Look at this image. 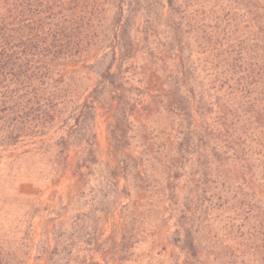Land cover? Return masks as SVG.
Instances as JSON below:
<instances>
[{"label":"trees","instance_id":"trees-1","mask_svg":"<svg viewBox=\"0 0 264 264\" xmlns=\"http://www.w3.org/2000/svg\"><path fill=\"white\" fill-rule=\"evenodd\" d=\"M71 166L45 264H264V0H0V264ZM91 179L97 235L62 220Z\"/></svg>","mask_w":264,"mask_h":264},{"label":"rangeland","instance_id":"rangeland-1","mask_svg":"<svg viewBox=\"0 0 264 264\" xmlns=\"http://www.w3.org/2000/svg\"><path fill=\"white\" fill-rule=\"evenodd\" d=\"M98 117L96 118V126L95 131L97 135V142L99 147V153L104 163L111 162V158L107 154V140H106V122L105 118L101 115V111H98ZM136 157V154H134ZM161 159V158H159ZM157 160H152L146 167L145 173L149 175V179H147V183L151 185L153 177L161 178V167L156 163ZM96 181L89 182V185L85 189V198L80 199L79 201H74L73 204L68 208L67 214L62 217V220L74 221L77 216H80L82 213L87 214L90 212L89 217L90 220L86 223L87 232L94 233V235L98 234V230H95V226L98 227L96 217L98 214V209L101 208L99 204V198L103 195H107V201H113L115 197V188L111 187L108 183L103 185L102 188L96 185ZM123 182H121V185ZM182 184V183H181ZM180 184V185H181ZM80 185L77 182V179L72 176V166L66 171L62 179L53 186H50L48 189L43 191L42 193H38V202L42 205V207H48L46 212L40 213L33 219V236L31 240V247L29 251V257L27 260V264H45L43 258L39 257V246L40 243L46 239L44 233L46 231H51L54 227V224L57 223V219L53 222L50 220L55 218V211L61 205L67 204L76 194ZM25 192L31 191L27 188L24 189ZM37 192V191H34ZM153 192V191H152ZM101 195V196H100ZM116 199V198H115ZM129 199H134V192L129 195ZM121 203H127L128 198L125 195L122 196ZM86 202V204H85ZM115 220L118 218V211L115 212L113 216ZM71 218V219H70ZM69 219V220H68ZM149 230L152 229V226H146ZM99 228V227H98ZM103 234L100 236V241H104L112 231L110 223H107L103 227ZM153 239H147L144 244L141 245L140 252L146 253L151 246ZM46 246L52 247L54 245V241L52 240L51 232L47 236ZM159 250V249H158ZM136 252V250H135Z\"/></svg>","mask_w":264,"mask_h":264}]
</instances>
